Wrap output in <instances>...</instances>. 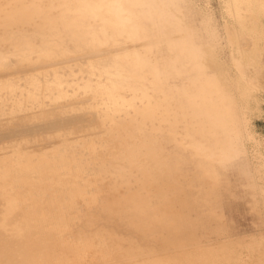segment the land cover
<instances>
[{"label": "bare ground", "instance_id": "obj_1", "mask_svg": "<svg viewBox=\"0 0 264 264\" xmlns=\"http://www.w3.org/2000/svg\"><path fill=\"white\" fill-rule=\"evenodd\" d=\"M220 2L249 121L264 90V0ZM0 18L15 34L0 36V264H88L102 176L139 187L165 175L134 17L127 0H0ZM252 154L264 200V158ZM164 194L147 199L143 222L159 252L148 244L136 264H264L262 235L183 248Z\"/></svg>", "mask_w": 264, "mask_h": 264}, {"label": "rangeland", "instance_id": "obj_2", "mask_svg": "<svg viewBox=\"0 0 264 264\" xmlns=\"http://www.w3.org/2000/svg\"><path fill=\"white\" fill-rule=\"evenodd\" d=\"M127 2L165 175L138 188L102 176L97 203L102 220L96 224L100 233H87L86 262H145L151 256L144 252L147 245L157 248L162 240L146 231L145 207L147 199L161 193L166 197L157 199L159 209L170 212L179 224L185 249L264 238V200L252 154L260 151L264 158V90L260 108H254L248 121L228 59L220 0ZM3 24L0 20V36H15L2 29ZM88 214L93 228L95 211ZM165 244L175 251L173 243Z\"/></svg>", "mask_w": 264, "mask_h": 264}]
</instances>
